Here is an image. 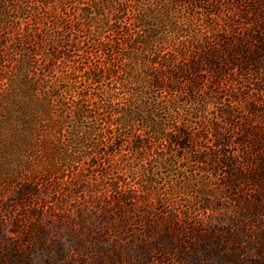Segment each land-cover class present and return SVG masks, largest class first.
Wrapping results in <instances>:
<instances>
[{"label": "rangeland", "instance_id": "1", "mask_svg": "<svg viewBox=\"0 0 264 264\" xmlns=\"http://www.w3.org/2000/svg\"><path fill=\"white\" fill-rule=\"evenodd\" d=\"M61 1L49 5L52 15L62 10L78 15L76 3ZM162 1L171 0L129 1L128 9ZM175 1L201 34L244 39L252 50L258 38L248 35L264 33L257 11L246 16L253 23L241 15L245 0ZM34 13L25 21H40L41 14ZM63 33L68 42L86 38L76 24ZM85 47L88 53L78 45L57 46L70 57L59 58L49 74L42 75L36 64L31 74L40 84L36 93L21 95L26 100L10 97L0 76V264H264V56L249 64L236 54L239 65H233L222 53L224 74L217 85L203 73V88L211 95L199 115L205 116V137L188 141L186 148L151 138L139 153L130 150L136 148L132 137L121 136L113 154L110 140H100L103 150L93 166L69 132L79 125L70 114L76 90L94 86L82 72L100 55L97 41ZM106 56L97 57L98 63ZM52 84L60 90L48 107ZM62 99L69 112L65 136L52 114L63 113ZM187 99L181 98L182 105H189ZM227 105L232 122L220 111ZM101 118L98 126L104 128ZM88 120L80 123L83 130ZM215 123L223 126L225 138L218 146ZM62 141L77 162L62 165Z\"/></svg>", "mask_w": 264, "mask_h": 264}, {"label": "trees", "instance_id": "2", "mask_svg": "<svg viewBox=\"0 0 264 264\" xmlns=\"http://www.w3.org/2000/svg\"><path fill=\"white\" fill-rule=\"evenodd\" d=\"M129 1L140 0L61 1L71 5L76 3L74 8L79 13L75 16L67 10L52 15L49 5L57 0H0V76L5 79V91L10 97L26 100L22 94L37 92L40 77L31 74L36 64L42 75H46L59 58L70 57L68 53L61 54L57 46L78 45L79 50L88 53L87 42L94 44L97 41L100 55L88 58V67L82 72L94 86L76 90L70 114L79 125L69 131L79 150L91 155L93 166L96 165L94 159L103 150L101 146L105 139L110 140L107 147L113 154V144L121 136L132 137L135 145L131 147L136 148L130 150L142 151L139 153L145 152L146 142L151 138L165 139L186 148L188 141L205 137V116L200 118L199 115L204 112L211 95L203 88L206 76L203 73L210 74L208 81L217 85L224 74L220 64L222 53L226 55L227 63L233 65H239L233 60L236 54H242L249 64L260 63L264 56L262 32L258 36L253 33L248 35L250 40L258 38L259 42L251 50L244 39L238 38L240 40L233 42L228 34H201L202 30L196 27L193 16L176 9L175 0L162 1L159 6L142 5L136 10L128 9ZM244 2L237 6L246 22L255 21L252 18L248 21L246 17L255 10L259 17L256 23L264 29V0ZM34 12L41 14L40 21L35 18H30L32 22L25 21L28 14L34 17ZM212 19L216 21L215 17ZM24 22L26 26H23ZM74 24L77 30H85V40H66L63 32ZM34 44L35 49L31 47ZM218 46L223 47L219 49ZM189 52L191 56L186 58ZM102 55L106 57L98 63L96 58ZM41 59L47 62H39ZM41 80L45 83L44 79ZM49 88L47 92L50 96L46 103L52 107L51 99L58 96L60 87L52 84ZM157 90H162V94L159 95ZM188 96L190 99L186 102L189 101V105H182L181 98ZM85 101L93 106H85ZM60 107L64 114H52L60 125V136H65V114L69 113L65 100H60ZM230 108L231 105H227L220 111L232 122ZM99 118L105 119L104 128L98 126ZM83 119L90 122L86 130L80 124ZM200 123L204 125L193 130V125ZM213 128L217 131L213 135L220 134L215 140L218 146L225 139L221 134L223 126L215 123ZM64 144L62 141L59 145L63 151L62 165L77 162L63 148Z\"/></svg>", "mask_w": 264, "mask_h": 264}]
</instances>
